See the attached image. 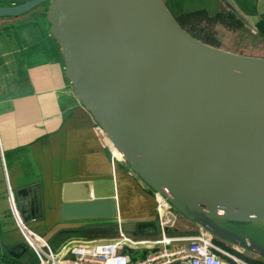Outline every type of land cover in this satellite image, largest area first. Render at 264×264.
Here are the masks:
<instances>
[{"label": "water", "instance_id": "obj_1", "mask_svg": "<svg viewBox=\"0 0 264 264\" xmlns=\"http://www.w3.org/2000/svg\"><path fill=\"white\" fill-rule=\"evenodd\" d=\"M45 3L67 78L130 171L216 240L264 261V241L242 230L264 223V56L199 39L165 0H0V17ZM29 192L43 216L40 185L22 187L24 222ZM60 215L96 221L90 230H161L159 219L116 220V200L92 198L84 182L64 185ZM18 248L30 247L7 251L19 258Z\"/></svg>", "mask_w": 264, "mask_h": 264}, {"label": "crops", "instance_id": "obj_2", "mask_svg": "<svg viewBox=\"0 0 264 264\" xmlns=\"http://www.w3.org/2000/svg\"><path fill=\"white\" fill-rule=\"evenodd\" d=\"M165 1L174 13L185 7L226 6L224 0ZM228 1L248 23L264 14V0ZM47 8L42 4L18 16L0 17V257L7 264H38L31 248L23 254L22 248L14 250L22 254L19 258L7 251L25 242L21 225L55 248L108 237L86 227L94 220H61L66 183L84 182L92 198L115 199L118 221L158 219L155 193L114 153L67 78L61 49L45 16ZM35 184L40 185L43 216L36 217L37 193L29 192L25 216L30 220L24 222L17 191ZM82 190L79 187L77 194ZM171 211L174 218L180 215ZM249 258L264 263L253 254Z\"/></svg>", "mask_w": 264, "mask_h": 264}, {"label": "built area", "instance_id": "obj_3", "mask_svg": "<svg viewBox=\"0 0 264 264\" xmlns=\"http://www.w3.org/2000/svg\"><path fill=\"white\" fill-rule=\"evenodd\" d=\"M9 198L15 207L13 195ZM156 201L161 230L155 236H139L120 230L113 236L55 248L44 236L21 226L38 264H248L202 228L193 234H169L167 227L173 219L166 208L171 205L160 196H156ZM132 250L139 251L135 259Z\"/></svg>", "mask_w": 264, "mask_h": 264}, {"label": "rangeland", "instance_id": "obj_4", "mask_svg": "<svg viewBox=\"0 0 264 264\" xmlns=\"http://www.w3.org/2000/svg\"><path fill=\"white\" fill-rule=\"evenodd\" d=\"M255 22H246L247 24H243L237 29L218 26V34L216 39H218V43L221 45L220 47L248 55L264 56V35L259 33ZM168 210L171 211V208H166V211ZM260 225L263 226L264 223H249L246 224L242 230L251 236L264 241V229L260 228ZM169 227H171L172 233H176L173 235L193 234L201 228L181 215H179L177 218H174ZM180 231H187V233H179ZM107 236L109 237V235ZM227 247L232 254L242 258L248 264L251 263L248 259H246V257H250L247 251L231 246Z\"/></svg>", "mask_w": 264, "mask_h": 264}, {"label": "trees", "instance_id": "obj_5", "mask_svg": "<svg viewBox=\"0 0 264 264\" xmlns=\"http://www.w3.org/2000/svg\"><path fill=\"white\" fill-rule=\"evenodd\" d=\"M170 8V7H169ZM172 11V10H171ZM173 12V11H172ZM175 17L178 19L180 24L191 32L194 36L199 39L220 47L218 39H216L218 34V26H224L226 28L237 29L242 26L244 22L231 10L228 9L225 5L216 6L214 8L208 7H185L181 12L174 13ZM256 28L259 33L264 35V14H261L258 20L255 22ZM152 191V190H151ZM96 234L109 235L113 236L117 232L113 230H94ZM167 232L171 235L176 234L172 233L171 227L167 229ZM179 233H187V231H180ZM139 236H155L151 234H136ZM222 244L221 242H219ZM225 248L229 249L226 245L222 244ZM139 251L132 250L131 254L135 259L139 254ZM249 261L258 264H264L258 262L254 259L246 257Z\"/></svg>", "mask_w": 264, "mask_h": 264}, {"label": "bare ground", "instance_id": "obj_6", "mask_svg": "<svg viewBox=\"0 0 264 264\" xmlns=\"http://www.w3.org/2000/svg\"><path fill=\"white\" fill-rule=\"evenodd\" d=\"M112 150L114 151V153L116 155H118L119 157H121L122 154H121V152L119 150H117V148L112 147Z\"/></svg>", "mask_w": 264, "mask_h": 264}]
</instances>
